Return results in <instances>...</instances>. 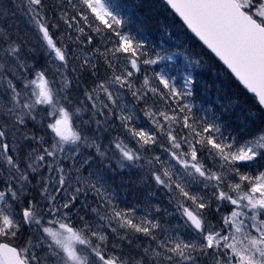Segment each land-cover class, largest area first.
I'll use <instances>...</instances> for the list:
<instances>
[{
  "label": "snow or ice",
  "instance_id": "snow-or-ice-1",
  "mask_svg": "<svg viewBox=\"0 0 264 264\" xmlns=\"http://www.w3.org/2000/svg\"><path fill=\"white\" fill-rule=\"evenodd\" d=\"M121 3L0 0V264H264V0Z\"/></svg>",
  "mask_w": 264,
  "mask_h": 264
},
{
  "label": "trees",
  "instance_id": "trees-1",
  "mask_svg": "<svg viewBox=\"0 0 264 264\" xmlns=\"http://www.w3.org/2000/svg\"><path fill=\"white\" fill-rule=\"evenodd\" d=\"M120 12L129 18L128 27L138 36H147L154 43L159 44L163 41L171 45L167 39L164 28L172 21L168 18L160 0H122ZM195 46V42H192ZM214 65L210 62L206 68L195 70L197 85L196 91L202 99H210L215 96L218 87L221 89H230V84L222 78L219 71L213 70ZM231 95V91H228ZM241 113L243 109L237 106Z\"/></svg>",
  "mask_w": 264,
  "mask_h": 264
}]
</instances>
